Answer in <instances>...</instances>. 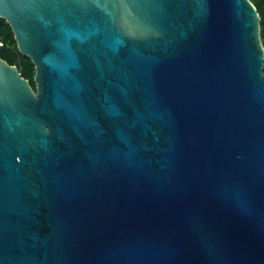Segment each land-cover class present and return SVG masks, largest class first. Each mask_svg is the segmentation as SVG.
I'll return each mask as SVG.
<instances>
[{
  "label": "water",
  "instance_id": "1",
  "mask_svg": "<svg viewBox=\"0 0 264 264\" xmlns=\"http://www.w3.org/2000/svg\"><path fill=\"white\" fill-rule=\"evenodd\" d=\"M0 264H264L252 0H0Z\"/></svg>",
  "mask_w": 264,
  "mask_h": 264
},
{
  "label": "trees",
  "instance_id": "2",
  "mask_svg": "<svg viewBox=\"0 0 264 264\" xmlns=\"http://www.w3.org/2000/svg\"><path fill=\"white\" fill-rule=\"evenodd\" d=\"M261 15V36L264 44V0H252ZM0 40L4 45H0V57L8 61L10 64L17 65L24 77L28 78L31 85L36 89V65L29 55L22 53L18 46L17 39L12 25L8 20L0 16Z\"/></svg>",
  "mask_w": 264,
  "mask_h": 264
},
{
  "label": "built area",
  "instance_id": "3",
  "mask_svg": "<svg viewBox=\"0 0 264 264\" xmlns=\"http://www.w3.org/2000/svg\"><path fill=\"white\" fill-rule=\"evenodd\" d=\"M0 45L3 46L4 45V42L2 40H0Z\"/></svg>",
  "mask_w": 264,
  "mask_h": 264
}]
</instances>
